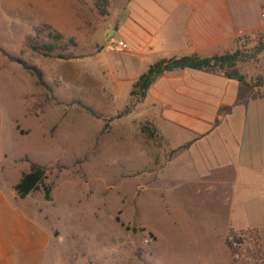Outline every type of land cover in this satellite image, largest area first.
I'll return each instance as SVG.
<instances>
[{
    "label": "rangeland",
    "instance_id": "obj_1",
    "mask_svg": "<svg viewBox=\"0 0 264 264\" xmlns=\"http://www.w3.org/2000/svg\"><path fill=\"white\" fill-rule=\"evenodd\" d=\"M105 1L101 14L93 0H0V144L14 155L15 168L44 167L29 198L52 234L44 264H215L224 259L217 247L196 256L192 240L178 247L182 242L174 238L184 219L205 221L217 199L196 193L190 176L174 182L169 172L161 179L174 150L141 99L130 97L122 80L109 79L104 51L115 48L110 41L126 0ZM54 33L65 43L57 52L64 57L27 45ZM259 43L263 34L244 37L239 46L254 52L243 62L254 83L259 75L264 81ZM43 185L50 189L44 204ZM157 192L171 225L161 218ZM175 205L184 216L179 226ZM238 240L231 253L224 237L228 264H253L246 240Z\"/></svg>",
    "mask_w": 264,
    "mask_h": 264
},
{
    "label": "crops",
    "instance_id": "obj_2",
    "mask_svg": "<svg viewBox=\"0 0 264 264\" xmlns=\"http://www.w3.org/2000/svg\"><path fill=\"white\" fill-rule=\"evenodd\" d=\"M263 10L264 0H126L113 39L125 42L126 48L104 51L109 79L122 80V89L129 90L138 75L160 58L210 57L234 50L244 37L263 34L264 38ZM243 64L236 66L245 74L244 81L215 70L164 71L139 100L155 130L174 150L161 179L169 172L174 182L190 176L196 193L204 191L205 199H217L205 221L189 224L184 219L174 237L182 242L178 247L192 240L196 256L207 247H217L224 259L215 264H228L226 234L244 242L241 233L249 231L258 236L257 249L246 240L253 264H264V81L255 86L259 95L250 98L253 75L243 70ZM15 167L14 155L0 144V264H44L51 230L37 201L29 199L33 191L22 198L14 191L28 166ZM40 196L44 204L48 199ZM159 198L161 218L171 225L167 203ZM173 208L179 226L184 216L181 208Z\"/></svg>",
    "mask_w": 264,
    "mask_h": 264
},
{
    "label": "trees",
    "instance_id": "obj_3",
    "mask_svg": "<svg viewBox=\"0 0 264 264\" xmlns=\"http://www.w3.org/2000/svg\"><path fill=\"white\" fill-rule=\"evenodd\" d=\"M106 1L105 0H93L94 6L97 8L99 13L104 14V6ZM49 40L36 43L28 41L27 45L31 50L39 52L46 56H53V54L57 57H64L63 54L57 53L58 50H65L66 46L63 43V39L59 33H54L49 35ZM264 48V43H259L255 47L256 51H259ZM255 51V52H256ZM254 52L250 53L247 52L242 46L237 47L232 51H226L221 54L212 55L210 57H198L196 55L190 56H180L177 58H160L153 62L148 68L138 75L137 79L131 85V88L128 92L129 96L132 97L135 95L136 98L141 99L148 88V86L153 81V75L155 73L161 74L164 71H170L176 68H195V69H204V70H215L222 73L227 78H233L238 81H244L246 76L244 73L240 72L237 68L236 64L238 62H246L254 57ZM37 74V73H36ZM39 76V74H37ZM258 80L254 83L251 79L249 83V93L248 96L250 98H254L259 95L258 90L255 86L261 83L260 75L256 76ZM38 83V79H37ZM123 111L116 113L115 117H119L123 114ZM143 131H147L146 127H142ZM44 167L38 165L34 162H28V168L26 171H22L20 173L19 179L13 185V189L16 192L17 196L22 198L30 191H34L38 189V187L42 184V180L44 178ZM42 195L44 199H49V187L43 185L41 187ZM241 238L243 240H247L251 247L257 249L258 247V236L253 234L252 232H245L241 233ZM250 237V238H249ZM226 245L229 248L228 243ZM230 249V248H229ZM230 252L233 251L230 249Z\"/></svg>",
    "mask_w": 264,
    "mask_h": 264
},
{
    "label": "built area",
    "instance_id": "obj_4",
    "mask_svg": "<svg viewBox=\"0 0 264 264\" xmlns=\"http://www.w3.org/2000/svg\"><path fill=\"white\" fill-rule=\"evenodd\" d=\"M261 17L264 21V10L261 12ZM110 44L113 45L116 49H124L126 48L125 42L120 39L111 40ZM225 240L231 249H237L239 246V240L232 234H226Z\"/></svg>",
    "mask_w": 264,
    "mask_h": 264
},
{
    "label": "water",
    "instance_id": "obj_5",
    "mask_svg": "<svg viewBox=\"0 0 264 264\" xmlns=\"http://www.w3.org/2000/svg\"><path fill=\"white\" fill-rule=\"evenodd\" d=\"M158 74L157 73H155L154 75H153V77H156Z\"/></svg>",
    "mask_w": 264,
    "mask_h": 264
}]
</instances>
